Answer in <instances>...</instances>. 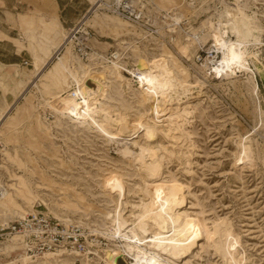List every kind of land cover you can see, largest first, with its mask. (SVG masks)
Instances as JSON below:
<instances>
[{
  "label": "rangeland",
  "instance_id": "1",
  "mask_svg": "<svg viewBox=\"0 0 264 264\" xmlns=\"http://www.w3.org/2000/svg\"><path fill=\"white\" fill-rule=\"evenodd\" d=\"M91 7L89 0H73L71 8L63 12L57 0H0V24L10 36L0 30V39L9 40L17 50L11 44L0 46V119L8 113L10 119L0 136V185L10 191L13 203L25 212L41 211L65 225L82 227L89 236L88 250L82 256L63 253V261L51 260V263L107 264L105 252L121 244L120 239H113L108 232L111 221L107 216L114 213L115 200L129 203L125 211L128 218L132 212L138 213L133 206L155 195V189L146 187L155 181L184 189L181 213L195 223L197 246L186 259L177 262L163 257L167 263L224 264L209 241L213 234L226 232L243 264H264V0H152V13L160 17L156 23L161 34L156 36L158 41L146 39L123 20V28L114 31L111 25L120 18L104 11L99 12L96 22L84 26L94 39L90 45L92 53L104 57L116 50L127 53L123 64L127 69L120 64L126 70H134L140 57L164 56L175 68L186 72L190 83H204L186 95L179 96L182 92L174 95L171 103L174 112L186 108L192 113L189 122L176 120L181 132H168L171 127L166 123L163 128L165 131L169 128L166 133L148 139L143 130V114H151L157 107L156 102L141 98L136 92L139 88L136 83L131 82L129 89L106 72L110 81L108 95L101 102L104 101L105 109L113 115L126 116L132 129L124 134L125 138L118 136L119 143H108L95 128L78 126L48 106L53 97L59 96L61 102L56 100L54 104L59 108L74 92L68 73L80 72L81 62L94 69L109 66L104 60L93 56L91 60H83L76 54L74 43H70L68 73L62 72L58 86L42 79L37 86L29 88L57 47L78 25V22L66 23V16L81 18ZM240 9L250 18L253 27L252 33L244 26L243 34L250 44L247 58L256 75L258 96L252 94L240 74L231 80H218L213 75L205 78V69L192 66L182 58V40L172 47L169 37L174 34V39L181 38L180 30L170 32L168 24L172 22L163 24L161 16L168 13L183 21L188 19L195 33L205 30L204 43L209 49L220 24L235 22L228 15L241 16ZM102 20L106 23H100ZM228 36H233L230 28ZM255 40L261 43L254 45ZM191 46L193 58L196 49ZM219 57L221 62L222 54ZM56 64L54 60L48 66L47 76ZM122 75L132 78L125 72ZM88 85L97 90L95 83L90 81ZM166 108L170 109L169 103L159 106L160 110ZM243 137L250 138L251 147L245 156L238 147L239 138ZM126 141L131 143L128 147L135 157L141 149H153L154 154L145 155L148 163L154 155L153 159L158 158L161 163L157 179L142 170L134 157H124L121 145ZM3 146L7 155L1 152ZM19 180L30 185L34 193L31 201L15 191ZM6 220L12 222L13 214L0 208V225ZM6 254L7 262L12 260L13 264H24L21 256H30L23 249ZM29 258L32 264L42 263L40 257ZM118 264H133V259L124 255Z\"/></svg>",
  "mask_w": 264,
  "mask_h": 264
},
{
  "label": "bare ground",
  "instance_id": "2",
  "mask_svg": "<svg viewBox=\"0 0 264 264\" xmlns=\"http://www.w3.org/2000/svg\"><path fill=\"white\" fill-rule=\"evenodd\" d=\"M101 1L102 0H89V3L92 7L87 11V14L84 16L83 20L79 21L78 25L73 29V31H71L70 36L64 38L63 42L57 47L54 54L45 63L42 71L38 73L35 76V79L30 83L29 88L32 86H37L42 79H47L51 82L53 81V86H58L57 81L59 78H61L62 72L65 71L68 73L67 65L70 63L71 59L69 44L73 43L74 31L79 29L81 32H83V34H90L83 27L87 26V24L91 21H97L99 12H102L100 11V8H97ZM105 1L108 2L111 0ZM150 2H152V0H150ZM239 14H241V16L237 17L234 14H229L228 16L234 18L235 22L225 25L220 24L218 31H215V34L213 35L212 39L214 42L211 44L209 50L214 48L219 54L222 51L221 62L219 58V61L215 66H211L208 63V60L207 63L203 65H198L194 61L200 47L207 45L204 43V39L207 35L205 30L200 29L199 32L195 33L193 32V29L189 27V31L193 34V36H190L186 34L181 27V25L185 24V22H189L188 19L183 21L177 15L171 17V14L168 13L161 16H163V24H168L167 21L172 22V24H168L170 32L178 33L177 29L180 30L178 35L182 39L178 37L175 39L173 38L172 47H174L178 41L182 40L184 42H180L183 43L181 45L182 49L184 50V55L182 58H186L192 66L205 69V71L208 72H205V78H210V75H213L218 80H231L233 78H239L240 74L241 77L245 78L246 84L251 89L252 94L258 96L259 87L256 81V75L250 67L247 58V47H249L250 44H248L249 42L245 40L243 34L244 26H246L247 30L251 31L252 33L253 27L250 18L245 15L242 9H240ZM111 15L120 18V20L117 19V23L111 25L114 31H118L123 28V21L126 24H129L121 17L114 14ZM157 19H160V17L156 18L155 24L158 23ZM173 19L176 22L173 21ZM100 23H106V21L102 20ZM130 26L134 27L132 25ZM229 28L230 32L233 34L231 38L228 36ZM136 29L140 31L146 39H149L150 41H158L156 37H149L143 30L139 28ZM93 40L94 39L89 37L90 45ZM188 43H191L196 49V53L193 58H191L192 46ZM259 43H261L260 40L254 41V45ZM116 54L118 60L114 61L110 60L108 56H99L97 53H92L91 51L86 61L91 60L90 57L93 56L99 60H104L103 63H108L109 66H101L99 68L92 69L90 65L86 66L81 62L79 65L81 70L80 72L75 71V73H68L71 83L74 86V92L69 94L64 102L62 101V105L59 108H57L56 105L54 106L56 100L61 102L59 96L53 97L54 101L51 103L49 102L48 106L62 118H66L78 126H85L89 129L91 128V130L92 128H95L97 130L96 132L108 139V143H119L117 142L119 140L118 136L125 138L124 134L129 133L130 125L127 122L126 116L124 117L119 114L113 115L105 109L106 106L103 103L104 101L101 102V99H104V95H106V89L108 88V84L110 82L106 78L105 74L106 72H110L114 76L115 81H117V78L120 83H125L129 89H131V82L136 83L139 86L136 92L141 96V98L156 102L157 107L155 110L151 111V114L148 112L143 114L142 123L144 124L143 130L146 138L153 139L156 137V135H158V133H166V131L169 129L168 128L166 131L163 129L166 123L169 124L167 126L171 127L168 132L175 133L180 131V125L176 123V120H179L180 122H189L192 113L186 108L183 110L181 109V111L174 112L175 109H172L171 105L174 100V95H178L180 92H182V94H179V96L186 95V93L192 91L193 88L199 87V85L201 87L204 85V83L201 81H199L197 84L190 83L186 72L184 70L180 71L178 68H175L173 62L164 56H159L152 59L148 57H140L134 67V70H126L127 68L123 64H125L127 59V53L116 50ZM54 60H57V64L55 65L51 75L47 76L45 70ZM120 64L126 69H124ZM186 69L189 71L188 68ZM121 70L129 74L133 79L124 77L122 75L123 72L121 74ZM257 71H259L258 68ZM90 81L95 83L97 90L92 89L88 85V82ZM45 88L48 89L47 86ZM28 89L24 91V94L27 93ZM23 96L24 95H22V97ZM163 103H169L170 109L166 108L164 110H160L159 106ZM16 105L17 103H15V106ZM8 119L9 113L2 116L0 119V136L1 130L5 126ZM146 121H149L151 124ZM138 131L140 132V129ZM130 137H133V135H130ZM249 141V137L239 138L238 147L241 149L240 154L242 156L247 155L251 150ZM129 145H131L129 141H126V143H122L121 145L123 147L122 153L126 158L133 155L129 150ZM3 147L4 149L1 150V152L4 153V155H7V150L5 146ZM150 148H140L141 153L136 157H132H134L140 164L142 170L144 169L147 171L150 175H152V178H156V173L159 171L161 163L157 161L158 158L156 160L153 159L156 157V155H154L155 157L151 158V162L148 163L146 161L147 157L145 154L148 153L151 156L153 153V149ZM155 154L157 153L155 152ZM163 158L161 157V159ZM0 169H2L1 166ZM146 187L150 190L155 189V195L148 201L141 200L140 205L133 206V209L138 210V213L132 212L131 216L128 218L126 217L125 211L129 203L115 200L114 213L108 214L107 216L111 221V226L108 232L113 239H116V237L120 239L121 242L119 243L121 244L118 245L116 249L105 252L107 264H118V259L124 255L131 257L133 259V264H169L164 260L163 257H168L169 260L177 262L184 258L186 259L193 247L197 246L195 244L196 240H194L195 223L192 220L190 221L183 213H181V208L185 202L184 189L178 186H169L165 182L156 183L155 181L152 183L150 182V184ZM15 191L28 201H31V199L34 198V193L32 192L28 182L25 180H19ZM0 208H2L3 211L13 214L12 221L23 219L28 215L36 214L38 212L35 210L32 213L25 212L24 210L20 209V207L16 206L11 200L10 191L3 185H0ZM131 219L134 221L131 222ZM2 223L3 225H6L8 224V221L6 220ZM209 243L211 248H213L221 256L224 264H243V259L238 258L239 256L237 257L235 251L233 250V245L228 233L223 232L213 234ZM22 249L27 252L25 245L19 238L8 240L2 246V253L4 255L2 261L6 264H13L12 260L7 262L6 253L17 251L21 252ZM63 253L67 252L64 250H58L56 252L46 253L43 256H40V262H42L41 264H52L51 260H54L53 262L56 263L61 262L64 260L62 258L65 257V254ZM29 257L22 255L21 261L24 264H32Z\"/></svg>",
  "mask_w": 264,
  "mask_h": 264
},
{
  "label": "built area",
  "instance_id": "3",
  "mask_svg": "<svg viewBox=\"0 0 264 264\" xmlns=\"http://www.w3.org/2000/svg\"><path fill=\"white\" fill-rule=\"evenodd\" d=\"M151 5L150 0H111L108 2L102 0L97 8H100V11L121 17L130 25L143 30L149 37H160V30L155 24L156 17L152 13L153 7L151 8ZM188 23L185 22L181 27L186 34L193 36L189 31ZM90 36L91 33L83 34L79 29L73 33L74 50L83 60H86L92 51L89 42ZM173 36L174 34L169 37L170 41H172ZM116 55V51H113L108 54V58L117 61ZM219 55L216 49L209 50L206 49V46H201L195 57V62L203 65L208 60L211 66H215L219 61ZM1 161L2 154L0 153ZM88 237L82 227L65 225L50 215L38 211L36 214L28 215L23 219L0 225V264H6L2 261L4 258L2 246L13 238H19L23 242L30 256L40 257L58 250H64L68 254L77 253L82 256L88 250Z\"/></svg>",
  "mask_w": 264,
  "mask_h": 264
},
{
  "label": "crops",
  "instance_id": "4",
  "mask_svg": "<svg viewBox=\"0 0 264 264\" xmlns=\"http://www.w3.org/2000/svg\"><path fill=\"white\" fill-rule=\"evenodd\" d=\"M3 1V0H2ZM57 2H58V4H59V6H60V8H62V10H63V12H65V11H67L68 9H70L71 8V4L73 3V0H57ZM3 3H5V2H3ZM87 11H88V9H87ZM86 11V12H87ZM85 15V14H84ZM83 15V16H84ZM82 16V17H83ZM81 17V18H82ZM81 18L79 17V18H73V17H71V16H66V23H70L71 25H73V24H75V23H77V22H79L80 20H81ZM0 30L1 31H3V33L5 34V35H7L6 34V31H4L3 29H2V25L0 24ZM8 36V35H7ZM8 37H10V36H8ZM94 41V40H93ZM4 44H6V45H8V44H11V45H13L9 40H7V39H0V46H3ZM13 47L15 48V50H16V47L13 45ZM17 51V50H16ZM15 56L16 57H19V55L17 54V53H15Z\"/></svg>",
  "mask_w": 264,
  "mask_h": 264
}]
</instances>
